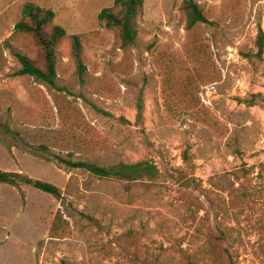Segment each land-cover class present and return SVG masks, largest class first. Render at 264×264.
<instances>
[{"label": "rangeland", "instance_id": "obj_1", "mask_svg": "<svg viewBox=\"0 0 264 264\" xmlns=\"http://www.w3.org/2000/svg\"><path fill=\"white\" fill-rule=\"evenodd\" d=\"M113 1L0 0V171L61 192L0 185V264H126L139 250L150 264L182 254L202 263L210 227L223 231L233 264H264V181L256 178L264 162V53L255 56L264 0H195L212 25L194 34L184 30L182 0H144V45L126 66L97 19ZM26 3L50 9L68 36H82L89 73L115 86L112 98L70 89L82 119L67 132L52 92L18 75L15 51L40 63L29 38L13 37ZM69 52L67 40L57 46L60 79L72 73ZM27 131L53 138L41 141L46 153L33 152L39 142ZM51 156L105 167L151 161L160 174L135 183L98 179ZM249 167L254 174L233 175ZM241 195L248 203L236 210ZM58 211L69 229L49 238Z\"/></svg>", "mask_w": 264, "mask_h": 264}, {"label": "trees", "instance_id": "obj_2", "mask_svg": "<svg viewBox=\"0 0 264 264\" xmlns=\"http://www.w3.org/2000/svg\"><path fill=\"white\" fill-rule=\"evenodd\" d=\"M144 0H114L111 8L101 10L97 19L99 24L115 36L116 46L122 53L121 65H127L132 58V52L142 48L140 39V27L138 20L143 16ZM180 11L184 16V30L187 34H194L197 30L212 25L208 14L195 0H182ZM54 13L50 9H43L33 3H26L21 9V19L14 26L13 37L29 38L33 46L37 49L40 63L37 64L26 54L15 51L13 56L19 66L18 75L32 79L39 86L45 87L52 92L54 107L57 110L59 121L65 132L75 128L81 121L82 115L74 101L67 99L70 95V89L83 90L97 94L103 97H113L116 94L115 86L108 80L105 75L95 77L89 73L85 64L83 55L82 36H68L63 28L53 24ZM67 40L69 43V62L73 67L72 73L66 79H60L57 66V46ZM29 45V43H27ZM256 57L261 58L264 53V33L259 28L256 37ZM152 46L144 48L149 52ZM63 81L64 85L59 86ZM65 92V93H64ZM256 95L255 97H260ZM252 106L253 101H239ZM190 104V103H188ZM137 120L142 118L143 104L141 96L136 103ZM33 123L32 126H35ZM26 135L30 136L36 147L33 149L35 154L39 152L46 153L47 145L43 142L52 140V137L36 132L27 131ZM40 139V140H39ZM47 161L55 162L58 166L67 170H82L89 175L98 179L118 180L126 183H135L138 181H153L160 174L157 166L151 161H140L134 164L117 163L112 166H98L96 164L83 161H73L60 156H51L46 158ZM256 178L264 181V162L257 165ZM254 167L239 169L234 171L233 175L238 173L254 174ZM0 185H7L13 188L28 186L44 194L59 198L61 192L55 186L33 180L25 175L6 173L0 171ZM209 206L212 208V202L207 199ZM248 203L246 196L235 197V209L243 208ZM206 210V214H207ZM209 213V212H208ZM217 217V216H216ZM90 223L94 220L85 217ZM69 226L61 212H57L53 218L52 224L48 231V237L53 239H63ZM225 235L219 228H208L207 239L204 242V252L202 263L191 254H182L175 259L173 264H233L230 251L225 245ZM131 240V239H128ZM142 254H131L132 257L127 259L126 264H150L145 251H137Z\"/></svg>", "mask_w": 264, "mask_h": 264}]
</instances>
